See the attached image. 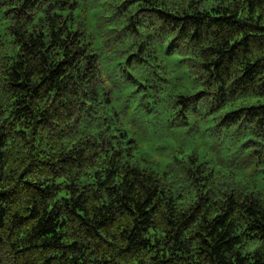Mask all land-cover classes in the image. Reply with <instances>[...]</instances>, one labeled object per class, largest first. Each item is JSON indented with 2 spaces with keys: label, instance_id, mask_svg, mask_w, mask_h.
<instances>
[{
  "label": "clouds",
  "instance_id": "9594fccd",
  "mask_svg": "<svg viewBox=\"0 0 264 264\" xmlns=\"http://www.w3.org/2000/svg\"><path fill=\"white\" fill-rule=\"evenodd\" d=\"M0 264H264V0H0Z\"/></svg>",
  "mask_w": 264,
  "mask_h": 264
}]
</instances>
